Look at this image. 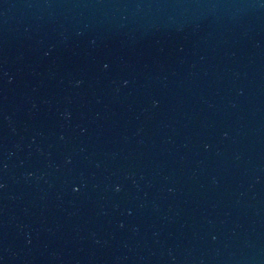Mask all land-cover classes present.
Returning <instances> with one entry per match:
<instances>
[{
    "label": "water",
    "instance_id": "water-1",
    "mask_svg": "<svg viewBox=\"0 0 264 264\" xmlns=\"http://www.w3.org/2000/svg\"><path fill=\"white\" fill-rule=\"evenodd\" d=\"M0 264H264V0H0Z\"/></svg>",
    "mask_w": 264,
    "mask_h": 264
}]
</instances>
